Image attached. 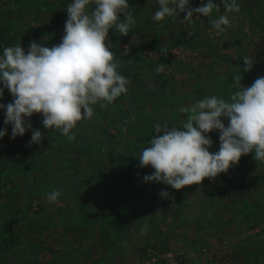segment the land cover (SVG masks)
Masks as SVG:
<instances>
[{"label": "rangeland", "instance_id": "1", "mask_svg": "<svg viewBox=\"0 0 264 264\" xmlns=\"http://www.w3.org/2000/svg\"><path fill=\"white\" fill-rule=\"evenodd\" d=\"M237 2H240L239 12L225 13L222 0H214L219 11L214 9L211 19L227 14L231 20L225 32L217 33L212 30L208 17H193V21L188 22L183 20L186 13L178 12L176 17L158 23L153 19L159 8L158 0H128L136 23L126 38L123 39L114 29L110 30L108 37L110 51L114 46L119 47L113 62L119 65L117 71L129 79L127 89L143 85L153 87L154 79L161 75L156 69L163 66L162 73L174 78L173 91L192 88L195 81L202 85L196 95L184 97L178 103L162 105L167 110L171 106L172 117L180 118L184 113L179 112V108L203 95H217L228 100L236 90L232 71L242 66L244 56L251 55L254 65H261L264 69V34L256 33L255 28L257 11L264 0ZM245 2L247 5L251 2L249 8H243ZM70 3L72 0H0V24L10 23L15 40L11 41L14 44L5 46L20 45L28 51L32 41L46 47L59 44ZM206 3L207 0H201L199 6ZM189 4L196 7L195 0H189ZM6 7L10 8V13L3 12ZM160 27L163 29L158 38ZM238 27L242 32L234 31ZM113 33L116 41L112 40ZM174 37L177 42H173ZM237 38L246 44L248 55L238 54L240 44L237 45ZM157 40L166 47L158 49L155 46ZM150 41L154 44H147ZM210 41L215 42L216 57L206 52L205 46ZM5 46H1L0 55ZM166 58L174 62L167 63ZM149 62L155 66H148ZM241 83L245 86L252 84L245 80ZM132 97L126 93L106 107L94 105V116L77 122L71 130L85 143H68L66 150L60 149V141L46 137V134L41 144L26 146L33 129L44 133L43 117L38 113L25 118V123L30 122L32 128L23 136L12 139L11 124H4L6 108H0L3 116L0 115V130L7 128V135L0 139V172L5 171L0 173L5 180L0 186V201L5 203L0 209V220H11L13 211L18 214L15 221L1 225L0 231L4 228L6 232H15L20 241L12 246L14 254L0 255V259L6 264H22L24 256L29 262L37 258L40 264H154L156 261L161 264H264V164L253 159L254 153L241 157L248 156L253 160V163H247L244 174L238 171L221 173L215 180L205 178L203 184L185 186L181 190L157 182L135 189L125 210L129 212V219L121 224L113 257L108 263L99 260L112 249L111 234H104L98 216L100 210L86 204L81 208L77 198L65 193L60 195L58 204L47 201V194L57 190L61 180H65L71 192L78 193L83 189L84 179L91 175L97 184H91L89 189L95 198L99 196L98 202H104L106 206L101 207L105 212L108 205H114L115 199L123 195L128 187L123 181L116 185V191L110 192L104 191L99 181L111 182L107 170V166L113 163L111 157L119 154L125 143L131 146L137 138L134 132L129 133L122 116L130 110V117H135L130 123L138 127L147 124V117L139 112L143 103ZM12 101V95L5 89L0 104L7 105ZM146 106L144 110L148 109ZM157 111L159 115L162 110ZM185 120L179 121L178 125L182 126ZM145 147L147 145L142 143L141 151ZM219 147L220 142H215L209 151L215 153ZM64 158L72 159L80 168L63 166ZM154 171L152 169L150 173ZM113 174L114 178L119 174L117 167ZM74 177L83 178L80 185L76 184ZM161 191H168L175 201L162 198ZM92 200H89L90 204L94 203ZM40 203L43 204L41 208ZM133 206L136 210H131ZM22 208L24 214L19 212ZM76 216L82 219L78 227L68 229L61 224ZM40 220H49L51 224L39 229ZM165 245L170 248L165 250ZM29 246L36 254L28 250Z\"/></svg>", "mask_w": 264, "mask_h": 264}, {"label": "clouds", "instance_id": "2", "mask_svg": "<svg viewBox=\"0 0 264 264\" xmlns=\"http://www.w3.org/2000/svg\"><path fill=\"white\" fill-rule=\"evenodd\" d=\"M222 2L225 13L240 11L237 0ZM158 5L153 16L158 23L185 12L183 20L188 22L193 17H208L217 33L225 32L231 25L227 14L211 19L213 10L219 11L214 0L199 7L190 6L189 0H158ZM67 17L64 35L57 45L46 47L32 41L27 53L20 45L3 48L0 98L7 89L13 101L0 104V108H6L4 124H11L12 139L32 128L30 122L26 126L25 118L38 113L43 117L45 129H54L72 142L75 133L71 130L77 122L94 116V105L106 107L127 93L130 81L117 71L119 65L113 62L108 37L112 29L127 36L136 23L128 0H72L67 6ZM252 64L244 56V71L250 70ZM156 71L163 72L164 67L158 66ZM238 73L233 75L236 90L228 100L203 95L179 108L187 116L182 127H170L168 123L154 125L149 146L138 156L140 167L151 166L155 170L144 176L145 182L181 190L203 184L205 178L215 180L238 164L242 155L254 153L253 159L264 164V77L245 86ZM222 118H227V125ZM128 123L126 120L125 125ZM214 130L219 133L220 147L212 153L209 148L213 141L206 134ZM5 135L7 128L0 130V138ZM43 139L44 133L33 129L26 146L41 144ZM60 195L59 190H53L46 199L50 204H58ZM159 195L175 201L168 191Z\"/></svg>", "mask_w": 264, "mask_h": 264}, {"label": "trees", "instance_id": "3", "mask_svg": "<svg viewBox=\"0 0 264 264\" xmlns=\"http://www.w3.org/2000/svg\"><path fill=\"white\" fill-rule=\"evenodd\" d=\"M246 1V0H245ZM201 0H195V5L196 7H199ZM252 2V0H251ZM249 2V3H251ZM240 5V2H237ZM248 3V5H249ZM245 2V5L243 8H249ZM4 13H10V8L6 7L3 10ZM259 12V16L257 15V25H255V28L257 29L256 33L258 32V34H264V4L260 5L259 10L257 11ZM161 29V31H159ZM163 28H159L158 33L159 35H156L158 38H160V34L162 32ZM237 33L242 32V30L240 29V27L235 28V30ZM112 40L116 41L117 37H115V33L112 34ZM126 38V36H123V39ZM175 39V37L173 38ZM11 41H15L14 38L11 35V25L10 23H2L0 24V48H2L1 46H5L8 45L10 43L14 44ZM153 43L154 41H150L147 42L148 43ZM173 42H177V40H173ZM171 42V44L173 43ZM211 42V43H210ZM208 44H206L205 47H207L206 52L211 53V55L213 57L218 56V50L216 49V45L214 41H210ZM233 41H231L232 43ZM237 42L240 46H239V50L240 52L238 53L240 54H246L247 53V47L246 44L242 43L243 40L242 39H238L237 38ZM3 43V44H2ZM242 43V44H241ZM155 46L158 49H162L165 48L166 46H163L162 44H160V42L157 40ZM25 50V49H24ZM112 51L113 53H118L119 52V47L118 46H114V48L112 47ZM25 52L27 53V50H25ZM122 56V53H121ZM249 59H252V56L248 55ZM165 61L167 63H171L174 62L169 58H166ZM175 64V63H173ZM150 67L155 66L152 63H148L147 64ZM242 66L235 68L232 72H234L235 74L238 73L242 76V80L250 83V82H254L257 78L260 77H264V69L261 65H254V63L252 64V67L250 70L248 71H244L245 65L244 63L241 64ZM257 66V67H255ZM126 70V69H125ZM194 71V70H193ZM195 72V71H194ZM219 72V70H218ZM121 73V72H120ZM122 74V73H121ZM161 75L158 76L156 79H154V84L153 87L148 88V86H141L134 89H129L127 91L128 95H132L133 100H138L139 103H143V107H141V111H139L142 115H144L145 117H147V124L144 127H138L136 125H134V123H130V110L127 111L123 116L125 117V119L123 120V124L125 125V121L127 119H129V123L126 125L127 129L129 131V133L134 132L136 134V137L134 139V142L131 146L127 145L125 143V148L120 151L119 154H115L111 157V161L114 163H112L113 166L117 167L118 169V175H116V178H114L113 172L115 167L112 168V165L107 166V170L110 173V179L111 182L108 183V180L105 181V183H102V181H99V183L101 185H103L102 189H104V191L106 192H110V190L115 189L114 191H116V185L119 184V182L121 183L122 181L129 187L126 188L125 192L123 193V195H121V197L116 198L115 199V203L114 205H108L107 207V211H104V208L101 206H106L104 205V202H98L99 201V196H97V198L94 197V194L91 192L90 185L93 183L97 182L95 180L92 179V175L89 178L84 179V184L82 191L76 193V192H71V188L68 187L65 183V180H61V185L60 187L57 189L61 192V194L65 193L68 194L70 196H74L75 198H77L78 200V205L82 208V205L86 204L88 206H92L95 207L97 209L100 210V214L98 215L99 218H101V223L104 227V234H111L110 240L112 242V249L107 253L106 256L102 255V258H100V261H103L104 263H108L110 261V259L113 257V249H114V242L116 240V238L118 237V235H120V227L124 224L123 222H126L129 219V212H125L126 210V206L128 205L130 199V196H132V194L135 191V189H137L138 187H140L141 185H145V184H150L155 185L156 182H145L144 181V176L145 175H151L152 173H150V171L153 169L151 166H147V167H140L139 166V155L141 154V149L142 148V143L149 146L148 145V141L152 138V135L154 133V125L156 123H160L161 125H163L164 123H168V125L170 127H182L179 126L178 123L179 121L183 120V119H187L186 114H183L180 118L179 117H172V115L170 114V110H171V106H168L167 108H169L170 110H167L165 107H162V105L167 104V103H178L179 101L182 100V98L184 97H188V96H194L198 93V90L200 89V87L202 86L200 83H197V81L192 82L193 86L192 88H188L187 90H180V91H173L172 89H174V83L172 80H174V78H172V75H166L163 74L162 72L160 73ZM124 75V74H123ZM158 81V83H156ZM222 81H224L223 79H221ZM172 91V92H170ZM121 96H125V94H122ZM142 100V101H141ZM147 104V108L144 110V105ZM132 110V109H131ZM157 110H162L161 111V115H158V111ZM1 115V113H0ZM2 116V115H1ZM158 116V117H157ZM3 117V116H2ZM180 119V120H177ZM224 123L227 125L228 120L227 118H223ZM29 122V121H28ZM27 126V123H26ZM52 131V130H51ZM48 131L47 129H45L43 132L44 134H46V137L51 136V139L60 141V149L61 150H66L67 149V145H69L68 143H85V140L80 136L75 134V140L72 142H69L67 140L66 137L62 136L59 132L56 131ZM71 134V133H70ZM162 134V133H161ZM207 136H209L213 143L215 142H219V133L218 131L214 130L210 133L206 134ZM139 136L141 139H139ZM5 137V136H4ZM3 137V138H4ZM2 139V138H0ZM30 141V139H28V142ZM138 141V142H137ZM50 142H52L50 140ZM97 147V146H96ZM65 162H63V166H66L67 168H80L79 164L73 163L72 159H67L64 158ZM253 163V160L251 157H245V158H241L239 163L236 165H233L232 167L229 168L228 172H235L238 171L240 174H244L243 172H245L246 167H247V163ZM249 163V164H250ZM1 174L5 173V171L0 172ZM139 174V176L137 177L136 174ZM0 174V175H1ZM30 174H32L31 170H30ZM91 174V173H90ZM34 177V176H33ZM80 177H74V179H76V184L80 185V183L82 182L83 178L79 179ZM37 179V178H36ZM5 182V180H3V178L0 176V186L3 185V183ZM99 186V185H98ZM39 187V186H37ZM75 188H78L77 186H75ZM131 188V189H130ZM1 189V187H0ZM106 189V190H105ZM93 194V197H91V199H93L92 201L94 203L91 202L90 204V196ZM1 195V192H0ZM65 196V195H64ZM85 198H89L88 200ZM84 200H86L87 202H85ZM102 203V204H101ZM5 203H1L0 201V209L1 207L4 205ZM43 206L42 203L39 204V208H41ZM100 206V207H98ZM144 209V207H142ZM136 208L133 206L131 210H133ZM18 210V209H16ZM83 210V209H82ZM19 212H22V214H24V209H20ZM18 212V213H19ZM37 212H39V209L37 210ZM1 214V212H0ZM16 216H18V214L16 213V211H13L10 215L11 220L15 221L16 220ZM103 217H107V219H103ZM9 218H5L0 220V226L1 225H5L4 223H7L9 221H11ZM82 222V219L80 216H76L74 219L70 220V221H63L61 224L62 225H66L65 228L68 229H73L76 226L78 227V225ZM58 222H55V224H57ZM51 222L48 221H44V220H40L38 225H39V229H41V226L44 225H50ZM60 224V223H59ZM122 224V225H121ZM11 228V227H10ZM6 229V228H5ZM11 230H13L11 228ZM17 234L15 232H11L8 231L6 232L4 230V228H2V230L0 231V255H6V254H14V250L13 247L14 244L16 245V243L20 242L19 241V237L16 236ZM15 241V242H14ZM30 247V246H29ZM168 246L165 245V250H168ZM28 250L30 252H33V254H36V251L33 249V247L31 246L30 248H28ZM27 250V251H28ZM11 251V252H9ZM28 251V252H29ZM27 252V253H28ZM23 255V254H22ZM14 257V256H13ZM108 258V259H107ZM177 259L180 258L179 256L176 257ZM107 259V260H106ZM99 261V262H100ZM21 263L22 264H40L39 259L34 258L32 259V261H28L27 257H22L21 259ZM0 264H6L4 261H2L0 259ZM90 264V263H89ZM154 264H161L160 261H156L154 262ZM257 264V263H256Z\"/></svg>", "mask_w": 264, "mask_h": 264}]
</instances>
